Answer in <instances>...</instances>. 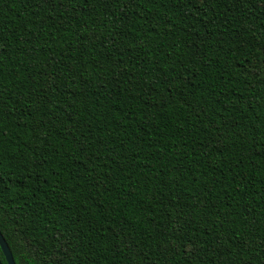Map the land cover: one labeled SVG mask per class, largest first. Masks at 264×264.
I'll use <instances>...</instances> for the list:
<instances>
[{
  "label": "trees",
  "instance_id": "trees-1",
  "mask_svg": "<svg viewBox=\"0 0 264 264\" xmlns=\"http://www.w3.org/2000/svg\"><path fill=\"white\" fill-rule=\"evenodd\" d=\"M0 231L16 264H264V0H0Z\"/></svg>",
  "mask_w": 264,
  "mask_h": 264
},
{
  "label": "water",
  "instance_id": "water-1",
  "mask_svg": "<svg viewBox=\"0 0 264 264\" xmlns=\"http://www.w3.org/2000/svg\"><path fill=\"white\" fill-rule=\"evenodd\" d=\"M0 248L6 259L7 264H16L12 251L8 243L6 242L4 236L2 235L1 231H0ZM0 264H3L1 259H0Z\"/></svg>",
  "mask_w": 264,
  "mask_h": 264
}]
</instances>
